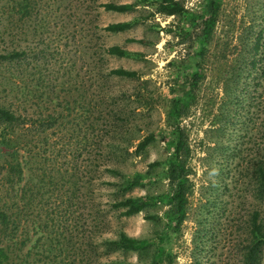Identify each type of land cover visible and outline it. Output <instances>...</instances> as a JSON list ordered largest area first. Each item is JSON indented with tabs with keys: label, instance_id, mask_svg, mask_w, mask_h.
<instances>
[{
	"label": "rangeland",
	"instance_id": "374dc122",
	"mask_svg": "<svg viewBox=\"0 0 264 264\" xmlns=\"http://www.w3.org/2000/svg\"><path fill=\"white\" fill-rule=\"evenodd\" d=\"M88 1L0 0V49L23 51L17 62L0 63V77L9 69L17 72L16 95L34 118L59 115L47 128V138L45 132H35L28 136L32 150L27 144L20 150L23 172L16 190L20 229L28 240L18 253L28 255L31 264H97L101 234L114 237L121 228L131 236L155 238L165 228L169 204L157 203L131 216L110 212L102 233L98 210L114 197V188L101 181H120L104 171L114 159H121V171L132 173L168 158L162 137L141 155L132 149L149 131H167L169 98L181 94V82L196 65L202 76L182 122L191 148L192 191L179 230L170 232L171 264H242L250 239L248 219L262 206L264 218L252 173V163L264 150V0H221L200 49L203 56L193 55L192 39L203 24L200 17L197 24L189 23V16H206V0H178L186 12L176 15L160 12L153 0L96 1L132 3L123 12L89 8ZM114 21H129L130 26L118 32L102 29ZM113 44L140 55L103 53V47ZM117 67L134 74L104 81L103 69ZM4 95L0 78V97ZM111 97L120 99L116 105L131 121L122 143L129 154L113 155L107 148L98 154L99 126L84 129L83 108ZM162 167L151 169L146 185L127 194L168 191ZM153 251V246L116 250L109 257L148 264ZM259 264H264V249Z\"/></svg>",
	"mask_w": 264,
	"mask_h": 264
},
{
	"label": "trees",
	"instance_id": "16d2710c",
	"mask_svg": "<svg viewBox=\"0 0 264 264\" xmlns=\"http://www.w3.org/2000/svg\"><path fill=\"white\" fill-rule=\"evenodd\" d=\"M96 1L89 0L87 6L89 8L93 7L94 9L102 6L105 10L118 12L129 10L132 7V3L107 1L96 4ZM153 1L158 2V10L160 12L174 15L186 12L183 3L178 0ZM220 1L206 0L207 15L204 17L190 14L189 23L195 21L193 24H197L196 20L200 17V24H203L197 35L192 38L196 43V49L193 55L203 56L200 49L204 47L205 42L209 39L211 30L216 22V12ZM129 26V21H114L109 22L102 29L108 32H118L125 30ZM186 33L191 36L188 29H186ZM128 40L142 41L134 38ZM257 44V42L254 43V49H257ZM197 51L199 52L197 53ZM22 53L23 51L16 46L7 47L4 45L0 49V63H15L21 58ZM103 53L117 56L140 55L135 51H130L117 44L103 47ZM194 66L190 73L186 75L185 80L181 82L184 85L181 94H173L169 98V103L165 111L168 126L167 131L162 133L154 130L149 131L146 135L137 138L132 149L133 155H141L150 143L158 137H162L165 139V146L168 149V158L164 161H151L148 163L146 171L134 170L132 173H124L121 171V159H114L112 166H104V171H109L113 175L120 176V181H101L102 184H107L114 188L112 193L114 197L103 201V207L98 210L102 222V233L105 232V228L108 225L107 216L110 212L115 211L119 216H131L157 203L169 204V209L166 212L167 222L165 228L155 238L131 236L121 228L116 231L114 237L101 234L102 238L100 243L103 251H101L100 259H97V264H138L137 262L110 258L109 254L116 250H145L151 246H153L154 251L148 264L172 263L173 254L169 246L170 232L179 230L180 224L186 216L188 195L192 191V181L189 179L191 148L188 141L187 127L182 122L185 116L190 113L191 106L196 100V93L194 91L202 76L201 69L196 65ZM106 69L102 71L104 81H109L113 77H131L134 74L130 70L122 67ZM0 78H2L3 89H5L6 93L4 97H0V264H31L28 255L21 256L18 253L28 240V237L26 235L23 236L20 229V210L16 190V185L21 180L23 172L20 150L23 144H27L28 151L32 150L30 145L31 137L28 139V136H33L35 132H45L44 138H47V128L57 123L59 115L52 113L45 115L39 114L38 118L35 117V119L33 114L25 112L19 103V97L16 95L18 93L17 72L14 69H9ZM261 97L262 102H264V94ZM108 98H103L100 103L95 101L93 106L83 108L86 113L82 120L85 124L84 129L94 130L95 124L99 126L97 128L99 138L96 143L98 154L103 155L106 148L113 155L118 153L122 155L123 151L129 154V146H122V143L125 132L131 129L130 125L128 126L131 121L128 117H125L123 110H119L116 105V103L119 104L120 99H116L115 97ZM95 112H97V115H94ZM98 119H100V123H98ZM262 144L264 146L263 139ZM160 164H163L162 173L167 179L168 191L158 193L146 192L139 195L127 194V191L134 187L145 186L148 182L147 177L150 175L151 169H154ZM252 166L253 178L256 185L255 196L263 204L264 150L254 160ZM150 217L158 218L159 215L152 214ZM248 226L250 239H248L244 247L245 251L243 253L242 264H259L261 253L264 249L263 206L260 208L257 207L252 211L248 219Z\"/></svg>",
	"mask_w": 264,
	"mask_h": 264
}]
</instances>
